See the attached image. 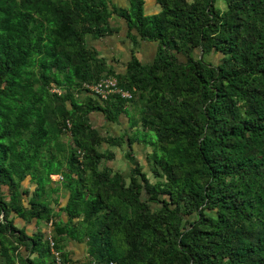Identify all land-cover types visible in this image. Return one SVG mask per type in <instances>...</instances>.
Segmentation results:
<instances>
[{
  "label": "trees",
  "instance_id": "trees-1",
  "mask_svg": "<svg viewBox=\"0 0 264 264\" xmlns=\"http://www.w3.org/2000/svg\"><path fill=\"white\" fill-rule=\"evenodd\" d=\"M127 1L0 0V264H56L54 251L72 264H264V0H156L152 14ZM113 14L133 45L157 43L151 62L132 49L120 72L89 46L119 31ZM110 75L131 98L83 86ZM96 112L126 114L133 131L103 134ZM135 142L153 147V180ZM125 143L128 174L105 164L104 145Z\"/></svg>",
  "mask_w": 264,
  "mask_h": 264
},
{
  "label": "rangeland",
  "instance_id": "rangeland-1",
  "mask_svg": "<svg viewBox=\"0 0 264 264\" xmlns=\"http://www.w3.org/2000/svg\"><path fill=\"white\" fill-rule=\"evenodd\" d=\"M112 1L114 4H117L119 6H126L128 5V1L124 2V0H110ZM147 1V5L145 3V12L148 14H152V13H156L160 10V6L157 5V3H154V0H146ZM218 4L221 7H224V2L222 0H218ZM121 20H125L124 18L120 17L117 14H113V17L111 19V23L114 25L116 24V26H118L119 29L123 28V25H121ZM126 21V20H125ZM122 32V30H121ZM113 36V37H112ZM101 38H104V43L108 44V42L110 41L109 39L112 40V38H116L115 41H118V39L122 42H124V40L128 39L131 42V39L129 38V36L126 34H121V33H116L114 35H106L103 36ZM123 38V39H122ZM126 38V39H125ZM91 41V39H90ZM143 42H147V40H141V42L139 43V45H131V52L132 49L136 50L141 58L143 59L144 62H151V60L153 59L155 52H156V48H157V43L153 42V41H148V43H146L148 46L143 47L142 43ZM150 45V46H149ZM114 56V61L117 63L119 68H125L126 66V60L124 56H119L117 53L113 54ZM119 56V57H116ZM208 60L213 61V62H218L220 60V55L216 54V53H212L210 55L207 56ZM181 59H185L183 56H181ZM128 108L129 110L133 113L138 114V111H135L134 107H133V103H129L128 104ZM134 114L135 116H138ZM92 121L94 123V125H96L99 130L103 133V134H114V135H119V134H127V133H131L133 131V128L130 125V117L127 116L126 114H122L120 119L116 122H110L107 121L103 114H101L100 112H96L92 115ZM66 139L69 138L68 135L65 136ZM108 147L110 150L114 151L115 153V157L105 161V164L110 165L113 169H120L122 171H124L125 173H129V169L131 166L130 161L127 159L126 157V150H128L129 146L127 143L123 144V145H108L105 144L104 148ZM153 147L150 144H145L144 142H135L133 143V150L135 155L138 157V159H140V161L142 163H144L145 166V170H147L149 172V175L151 177V179L153 180V174L150 171V165L147 161V155L152 151ZM52 178L54 180H59L61 177L60 175H52ZM25 186L28 187L29 189L33 190L35 184L31 183L29 181L25 182ZM60 194V198H59V204H57L56 202L52 201V204L55 205L58 209L59 205H64L66 200H67V193L64 189H61V191H59ZM62 217L63 218H67L66 213L63 212L62 213ZM46 228L50 229L52 228V225L50 222L48 221H44V223ZM36 235V234H35ZM47 237L45 235L42 236V244H45Z\"/></svg>",
  "mask_w": 264,
  "mask_h": 264
},
{
  "label": "crops",
  "instance_id": "crops-1",
  "mask_svg": "<svg viewBox=\"0 0 264 264\" xmlns=\"http://www.w3.org/2000/svg\"><path fill=\"white\" fill-rule=\"evenodd\" d=\"M126 1L127 0H124V2H126ZM154 3L156 4V0H154ZM146 5H147V1H146ZM120 22H121V25H123V28L119 29V31L115 32L114 34L119 32L121 34L124 33L126 35L128 33L127 23L125 20H121ZM114 26H116V24H114ZM118 26H119V24H118ZM121 30H122V32H121ZM114 34H111V35H114ZM90 39H91V41H90ZM115 39L116 38H112V40L109 39L110 41L108 42V44H105L104 38H89L88 44H89V46L95 47L99 51L100 55L105 56L108 59L109 64H111L117 71L121 72V71H124L125 68L123 69V68L118 67L117 63L114 61L113 54L117 53L119 56H124L125 60H126L125 62L127 63L131 59L132 42H130V40H128L126 38H125L126 40H124V42H123V40L121 42L119 39H118V41H115ZM146 43H148V41L143 42L142 46L143 47L148 46ZM137 55L143 61V59L141 58V56L138 52H137ZM119 56H116V57H119ZM12 218H13L16 226H18L20 228L21 227L24 228L26 230V232L30 235H34L36 233H41V232L51 233V228L48 229V228H46L45 224H43L45 220L38 221L37 219H33L30 221H26L16 214H13ZM66 248L71 251V255L74 259L85 258L87 255V246L84 242H80L77 240L70 239L66 242ZM19 252L21 254H23L24 257L30 256V258H32L33 260H38L39 253L36 250L30 252L24 246H20ZM14 264H22V263L20 261H17Z\"/></svg>",
  "mask_w": 264,
  "mask_h": 264
},
{
  "label": "built area",
  "instance_id": "built-area-1",
  "mask_svg": "<svg viewBox=\"0 0 264 264\" xmlns=\"http://www.w3.org/2000/svg\"><path fill=\"white\" fill-rule=\"evenodd\" d=\"M83 86L84 88L89 90L90 93L100 98L101 100L107 99L108 97L111 96V94H120L122 97L125 98L132 97V93L130 90L119 85L118 78L115 75L103 77L102 79L95 82L84 83ZM54 252L57 257L56 264H72V263H63L61 261L60 252L59 251H54ZM110 264H117V262L111 261Z\"/></svg>",
  "mask_w": 264,
  "mask_h": 264
}]
</instances>
